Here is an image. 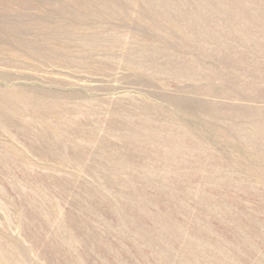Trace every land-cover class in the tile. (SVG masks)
Instances as JSON below:
<instances>
[{
	"label": "rangeland",
	"instance_id": "374dc122",
	"mask_svg": "<svg viewBox=\"0 0 264 264\" xmlns=\"http://www.w3.org/2000/svg\"><path fill=\"white\" fill-rule=\"evenodd\" d=\"M0 264H264V0H0Z\"/></svg>",
	"mask_w": 264,
	"mask_h": 264
}]
</instances>
